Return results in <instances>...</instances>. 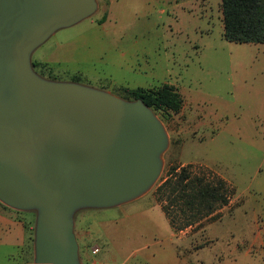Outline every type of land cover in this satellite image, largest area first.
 <instances>
[{
  "label": "rangeland",
  "instance_id": "374dc122",
  "mask_svg": "<svg viewBox=\"0 0 264 264\" xmlns=\"http://www.w3.org/2000/svg\"><path fill=\"white\" fill-rule=\"evenodd\" d=\"M32 61L44 77L120 96L121 87L162 82L181 96L161 119L168 143L152 186L120 205L74 214L80 264H264V250L250 243L264 238V43L226 40L219 0H96L90 15L35 47ZM181 166L224 179L228 198L177 228L160 208L157 184ZM1 213L21 222L22 237L0 240V264H36L33 211L0 202Z\"/></svg>",
  "mask_w": 264,
  "mask_h": 264
},
{
  "label": "water",
  "instance_id": "95a60500",
  "mask_svg": "<svg viewBox=\"0 0 264 264\" xmlns=\"http://www.w3.org/2000/svg\"><path fill=\"white\" fill-rule=\"evenodd\" d=\"M95 8L96 0H0V202L33 211L36 264H80L74 214L145 193L168 143L141 98L34 70V48Z\"/></svg>",
  "mask_w": 264,
  "mask_h": 264
},
{
  "label": "trees",
  "instance_id": "16d2710c",
  "mask_svg": "<svg viewBox=\"0 0 264 264\" xmlns=\"http://www.w3.org/2000/svg\"><path fill=\"white\" fill-rule=\"evenodd\" d=\"M219 9L222 36L226 40L264 43V0H219ZM32 65L35 67L36 63L32 61ZM120 90L124 98H141L160 119L176 112L181 105L179 92L167 82L152 88L136 86L121 87ZM157 188L165 197L160 208L169 224L174 227L177 225V228L208 214L228 198L224 179L216 177L211 180L191 173L184 166L179 170H169ZM23 225L25 227L26 224Z\"/></svg>",
  "mask_w": 264,
  "mask_h": 264
},
{
  "label": "crops",
  "instance_id": "0c3cea01",
  "mask_svg": "<svg viewBox=\"0 0 264 264\" xmlns=\"http://www.w3.org/2000/svg\"><path fill=\"white\" fill-rule=\"evenodd\" d=\"M16 234H20V239L22 237V225L17 219H12L11 216L8 217L4 214H0V240H7L8 243H16ZM19 239V241H20ZM253 244V249L260 251L264 250V238L261 235H253L252 240L250 241ZM247 251V249H245ZM183 264H186V260L179 259Z\"/></svg>",
  "mask_w": 264,
  "mask_h": 264
}]
</instances>
